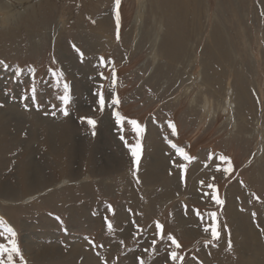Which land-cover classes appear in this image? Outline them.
<instances>
[{
  "label": "rangeland",
  "instance_id": "rangeland-1",
  "mask_svg": "<svg viewBox=\"0 0 264 264\" xmlns=\"http://www.w3.org/2000/svg\"><path fill=\"white\" fill-rule=\"evenodd\" d=\"M193 1L191 24L176 0H0V243L27 264H264V0Z\"/></svg>",
  "mask_w": 264,
  "mask_h": 264
},
{
  "label": "snow or ice",
  "instance_id": "snow-or-ice-1",
  "mask_svg": "<svg viewBox=\"0 0 264 264\" xmlns=\"http://www.w3.org/2000/svg\"><path fill=\"white\" fill-rule=\"evenodd\" d=\"M115 3L117 5V9L119 8L120 5V0H115ZM116 21H117V28H119V13L117 11V15H116ZM119 38V37H118ZM77 52H79V49H76ZM81 57H83V53L80 52L79 53ZM107 62L104 61L103 58H101V64H106ZM0 67H7V65H5L4 61H0ZM17 74H20L19 69L17 70ZM52 75L56 78L57 81V88L60 87V83L61 81H64V73L60 72V73H56L55 71L52 72ZM100 78L101 79H105L106 77H104L103 73H100ZM114 83V81H113ZM63 94L59 97L60 101L62 102V106L60 107V111L63 113V115L68 116L69 112H68V106L71 103V96H70V87L69 84L64 81L63 82ZM102 87V86H101ZM31 100L33 103H36V88L32 87L31 88ZM98 95V104H99V108L101 110H103L105 108V104H106V99H105V95L103 94V92H99L97 93ZM22 100H28L29 96L28 95H24L21 97ZM111 103L114 105H118L119 104V100L118 99H112ZM2 106V105H0ZM37 107H39V105H37ZM25 108H27V105H25ZM52 115H55L56 113L53 111L51 113ZM115 118H116V122L117 124L122 125L123 123V117L120 116V114L117 112L115 114ZM81 122L84 123L86 122L88 126H90L92 129H95L96 127V121L92 118L89 117H81ZM132 124V126L134 127L135 131L137 133L143 131V129L140 127L139 123L136 120H132L130 122ZM172 128V132L173 134H175V127L174 125H169ZM93 135H95V132L93 131ZM121 139L123 140L124 137L121 136ZM126 146L129 148V152L131 154V157L133 158V170L134 173L136 171H138V167H139V163L141 160V155H142V146L139 142L135 143L134 145H127ZM183 151H181V155H183ZM219 160L228 164L230 163L229 159L225 156H220ZM223 171L225 173H229L231 171L230 167H225L223 169ZM137 182H139V177L137 176ZM208 187L210 189L214 190V194L211 195V199L214 201V203L216 205H220L222 206L224 201L220 199L219 197V193H218V189H215L214 185H208ZM253 197L259 201L260 198L258 196L255 195V193H253ZM109 211L113 212L114 214V210L111 208V206H109ZM199 215V213H197ZM211 223L208 224L205 228L204 231L205 232H209L210 231V235L212 240H218L220 238L221 232H220V224H219V220L217 218L216 213H211ZM253 216H255V213H253ZM4 221L2 218H0V225H3ZM106 224L108 226V228L111 230L112 229V224L111 222H109L106 218ZM5 231H7V233L9 234V236L11 237V239L8 241V244L6 245L5 243H0V257H5L6 256V261L5 259H0V264H16V258H19L20 264H27V261L25 260L23 254H22V250L17 242V233L14 231V229L11 226H7L4 229ZM137 230L139 231V225H137ZM156 230H157V234L161 235V238H163V232H162V226L157 223L156 224ZM225 231H227V229H225ZM5 240H8L7 237L4 238ZM171 239V244L174 245L176 248H180V244L177 243V241L174 238H170ZM156 241L153 240V245H155ZM229 248L231 247V241L229 240ZM169 256L171 258L172 261H176L177 259H179L180 261H183L184 257L182 256H178L177 252L172 251L169 253ZM140 264H143V261L140 262Z\"/></svg>",
  "mask_w": 264,
  "mask_h": 264
},
{
  "label": "bare ground",
  "instance_id": "bare-ground-1",
  "mask_svg": "<svg viewBox=\"0 0 264 264\" xmlns=\"http://www.w3.org/2000/svg\"><path fill=\"white\" fill-rule=\"evenodd\" d=\"M177 2H178V4L179 5H181V9H182V19L183 20H185V21H189L191 24H192V22H193V17H194V12H195V1H193V0H176ZM172 2H173V0H172ZM33 7H34V5H33ZM33 7L31 6V5H28V9H29V13H28V15H30L31 17L32 16H35V15H33V13H32V15H31V11L33 12ZM28 15H27V17H28ZM17 16H18V14H17ZM26 17V18H27ZM30 17V18H31ZM28 19V18H27ZM29 20V19H28ZM34 20V19H33ZM7 21V20H6ZM30 22V21H29ZM29 26L32 28V24H30L29 23ZM28 31H30V29L28 30ZM208 76V75H207ZM206 76V77H207ZM210 77V76H209ZM208 78V77H207ZM227 97H226V99H225V103H224V108H223V110H224V112L226 113V111L230 108V106H232L233 104H232V102L230 101V92H228L227 93V95H226ZM209 101L207 100L206 101V105L204 106V108H205V110L208 108L207 106H208V103ZM228 112V111H227ZM231 120V119H230ZM257 256H255L254 257V259H252V260H248L247 261V263L248 264H260V262H258L257 261ZM246 260V259H245Z\"/></svg>",
  "mask_w": 264,
  "mask_h": 264
}]
</instances>
